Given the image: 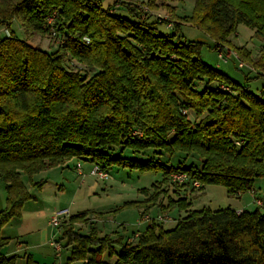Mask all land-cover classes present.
<instances>
[{"label":"trees","instance_id":"1","mask_svg":"<svg viewBox=\"0 0 264 264\" xmlns=\"http://www.w3.org/2000/svg\"><path fill=\"white\" fill-rule=\"evenodd\" d=\"M121 4L134 19L117 14ZM147 8L158 9L157 0H115L107 8L101 0H0V25L10 28L15 19L26 37L53 30L59 39L53 52L10 29L0 39V178L6 191L0 264H17V255L2 252L9 242L2 228L32 198L22 175L30 181L71 158L107 174L114 166L159 172L162 181L152 194L124 205L140 208L141 217L155 205L162 214L172 208L185 214L173 228L151 219L144 231L127 235L130 240L101 236L93 211L64 217L58 229L70 251L62 264H264L260 208L195 210L187 196L174 198L166 188L176 171L188 175L178 185L190 187L188 193L220 184L239 195L264 177V90L254 93L203 62L202 42L185 39L173 18L150 21ZM181 19L226 56L232 52L225 50L228 38L240 24L264 40V0H195L191 17ZM159 22H173V32L161 33ZM234 50L264 81V43L255 56L245 47ZM73 59L82 66L73 68ZM147 149L141 158L124 156L125 150ZM182 154L198 163L178 160ZM173 158L176 164L169 165ZM164 196L167 205L158 204ZM26 264L37 263L27 255Z\"/></svg>","mask_w":264,"mask_h":264},{"label":"rangeland","instance_id":"2","mask_svg":"<svg viewBox=\"0 0 264 264\" xmlns=\"http://www.w3.org/2000/svg\"><path fill=\"white\" fill-rule=\"evenodd\" d=\"M114 1L101 0V4L104 8H107ZM116 1L119 4L123 1L126 3L145 4L148 0ZM194 4L195 0H157L158 9L147 8L148 13L153 12V14H150L149 20H156L157 15L170 21L173 18V22L180 24L179 33L185 39L202 42L199 55L203 62L226 73L238 83L248 84L254 93L259 94L260 90H264V81L256 77V72L251 70L249 63L243 57L240 56V59H235L231 56L226 61L220 60L219 52L212 48L214 43L212 38L201 29L192 25L190 21L185 22L181 19L183 17H191ZM116 12L122 17L134 19L122 4L116 9ZM157 27L161 33L165 34H171L174 30L173 25L166 22L157 23ZM9 29L20 39H25L31 45L40 47L48 52H53L57 48L58 39L51 34L41 35L34 33L26 37L20 22L15 19L11 22L10 28L6 25H0V39L8 34ZM228 40L230 44H228L229 47H225V50L235 51L234 48L245 47L251 52L252 56L257 54L264 43V40L256 36L252 29L243 24L238 25L235 32L230 34ZM239 61L243 62L242 68L238 67ZM70 64L73 68L82 66L75 59L71 60ZM245 75L249 76L248 80H245ZM191 118H193V115H191ZM145 152H149V150L140 152L125 150L124 156L141 158ZM191 156L182 154L180 156L181 159L178 160L198 163V160ZM160 159L165 163L164 156H161ZM78 163L81 168H77L76 165ZM168 163L169 165L176 164L174 158ZM92 168L93 164L90 161L85 162L78 158H71L61 166L48 168L33 175L30 181L25 175H22V181L31 195L33 194L34 196L24 203L20 215L11 219L2 229H5L6 233L11 235L8 244L4 246L2 252L9 253L8 255L18 254L17 264H26L27 255H32V260L37 262V264H52L54 262L62 264L69 256L70 248L64 247L65 239L61 238V231L47 223L50 217L59 210H67L68 216L85 210L93 211L92 216H97L95 220L101 236L111 234L115 238L116 234H121L127 239L135 236L134 234L132 236V233L144 231L151 219L160 222L159 217L167 216L169 219L161 221L162 225L166 228H173L176 220L185 214L183 211L178 212L176 208L170 209L168 214H162L158 211V205H155L150 208L147 216L141 217L140 208L133 205H124L126 202L144 201L146 194H152L154 186L161 184L162 181V175L159 172H141L114 166L109 170L106 177L102 179L91 175ZM41 181H43V184L38 187L35 183ZM183 187L171 184V182L166 186L168 194L174 198L187 196L192 201V209L195 210L203 208L216 210L227 207L237 211L242 209L254 210L257 208L254 203V196L264 200V177L256 178L253 181L252 188L239 195H229L226 188L220 184H207L201 188V191L196 189L191 193H188L190 187L185 186V188L187 187L186 189ZM0 192V200L3 198V202L0 201V209H3L6 205V191L1 178ZM157 203L167 205V196L161 197ZM43 208L45 212H43ZM77 227L82 232L88 230L86 224H79ZM45 229L46 233L51 232L48 234V240L41 244L43 239L40 238V234ZM127 235L130 236L128 237ZM52 240H58L61 243V245L59 244L61 246L59 256L56 255L52 248L50 243ZM18 244L21 247H25L24 249L26 250H21L19 247L17 251ZM24 253L27 254L24 256ZM105 259L110 263L114 261V258L108 259L105 257Z\"/></svg>","mask_w":264,"mask_h":264},{"label":"built area","instance_id":"3","mask_svg":"<svg viewBox=\"0 0 264 264\" xmlns=\"http://www.w3.org/2000/svg\"><path fill=\"white\" fill-rule=\"evenodd\" d=\"M159 17H161L160 15H157ZM162 18V17H161ZM166 19V18H165ZM52 19H49V22H51ZM171 25V23H170ZM51 35L55 36V32L52 30L51 31ZM59 41V39H58ZM219 59L226 61L229 57H234L235 59H240L238 54L235 51H232L231 54L229 56H226L224 53H219ZM238 67L242 68L243 67V62L239 61L238 63ZM77 168H81V165L78 163ZM91 175L93 176H98L99 178H105L107 173L102 171L98 165L93 164V168L91 169ZM170 180L171 182L177 184V185H182L186 182H188L189 177L186 173L182 172V171H176L173 172L170 176ZM193 186L197 187L198 183L197 182H193L192 183ZM254 203L256 204V206L258 208H260L262 210V212L264 213V200H262L261 198L255 197L254 196ZM241 211V210H240ZM238 211V212H240ZM68 216V211L67 210H59L56 213H54L50 219H49V223L50 225H52L53 227L58 228V226L60 225L62 219L64 217ZM169 219L167 216L165 217H159V220L164 221ZM51 245L53 246L54 250L57 251L58 253L61 251V248L59 246V244L57 242H55L54 240L51 241Z\"/></svg>","mask_w":264,"mask_h":264},{"label":"crops","instance_id":"4","mask_svg":"<svg viewBox=\"0 0 264 264\" xmlns=\"http://www.w3.org/2000/svg\"><path fill=\"white\" fill-rule=\"evenodd\" d=\"M81 160H83V159H81ZM83 161H85V160H83ZM86 162V161H85ZM198 191H201V189L200 190H198ZM0 194H1V192H0ZM32 196H34L33 194H32ZM6 198V197H5ZM0 201H2L3 202V198H2V200H0ZM1 210V209H0ZM238 211H240V210H238ZM43 212H45V209L43 208ZM49 225H50V223H49V220H48V222H47ZM6 226V225H5ZM4 226V227H5ZM3 227V228H4ZM2 228V229H3ZM7 231L4 229V230H2V234L4 235V236H6V237H9V239H10V237H11V235H9L8 233H6ZM49 232H51V231H49ZM49 232L48 233H46V229L45 230H43V232L40 234V238L41 239H43L42 240V242H41V244H43V243H45L47 240H48V234H49ZM51 243V242H50ZM48 244H49V242H48ZM21 248V250H26V249H24L25 247H21V245H17V251H18V248ZM26 248H27V246H26ZM52 248H53V246H52ZM53 250H54V248H53ZM55 251V250H54ZM56 252V255H60V253H58L57 251H55ZM5 254H9V253H5ZM27 253H24V256L26 255ZM11 255H17L18 256V254H16V253H13V254H11ZM18 258V257H17ZM31 258H32V255H31ZM37 263V262H36Z\"/></svg>","mask_w":264,"mask_h":264}]
</instances>
